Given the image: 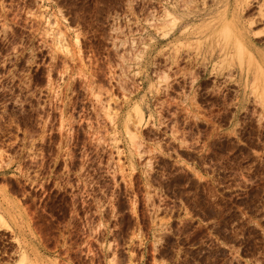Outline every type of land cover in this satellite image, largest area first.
<instances>
[{
	"label": "rangeland",
	"instance_id": "374dc122",
	"mask_svg": "<svg viewBox=\"0 0 264 264\" xmlns=\"http://www.w3.org/2000/svg\"><path fill=\"white\" fill-rule=\"evenodd\" d=\"M214 1L0 0V264H264L263 84L225 6L183 21Z\"/></svg>",
	"mask_w": 264,
	"mask_h": 264
},
{
	"label": "bare ground",
	"instance_id": "6f19581e",
	"mask_svg": "<svg viewBox=\"0 0 264 264\" xmlns=\"http://www.w3.org/2000/svg\"><path fill=\"white\" fill-rule=\"evenodd\" d=\"M220 3L222 6H225L224 10L222 11L223 22L219 23L220 24L219 27L221 28L220 30L222 32V35L225 36V35H228L230 33V26H229V23L227 22L228 18L229 17L235 18V20H233V27L235 28L234 32H233V34H231V37L229 39H227L226 42L222 45L223 46V52L226 54H230L232 52H235V54L238 55V57L240 59L245 57V59L247 61L246 65L243 64V61H241V60H240V63L238 65V68L240 70L245 69L244 74H242V75L245 77H248V74H249L248 71L250 69H254L257 72V74H255V78L257 81H259L260 83L263 84L262 89H264V51L263 52L258 51V55H259V58H258L257 55H254L250 51V49L247 45V43H249V42L250 43L255 42V38H259L261 36L260 34L264 33V5H263V2L261 0H216L212 3V6L203 7L202 13H194L191 17H183V21L189 23V21L197 20L196 18H198L199 15L203 17V15L213 13L214 9L218 8L217 4H220ZM252 8H255V10H253ZM247 9L250 10V12L246 13V14L249 15L250 17L248 20H243L242 14ZM251 10H253V11H251ZM245 12H247V11H245ZM173 21H175V19ZM165 24H167V23L165 22ZM257 24L261 26V30L254 33V35H255L254 36L251 33L252 32V25H257ZM263 40H264V36H263ZM183 55H186V54H183ZM183 57H185V56H183ZM174 61L177 62L176 60H174ZM174 61H173V63H174ZM231 65H232L231 62H229V67ZM156 71L158 72V70H156ZM160 71L163 74L164 71L163 72H162V70H160ZM158 74L160 75V72H158ZM162 74H161L160 78L158 76V78L160 80L162 78ZM242 75H240V76H242ZM225 76H227V75H225ZM165 79H163V80L165 81ZM167 79H166V81H167Z\"/></svg>",
	"mask_w": 264,
	"mask_h": 264
}]
</instances>
